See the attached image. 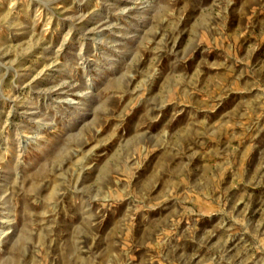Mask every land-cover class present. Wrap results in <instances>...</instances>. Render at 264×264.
Listing matches in <instances>:
<instances>
[{"label":"rangeland","instance_id":"1","mask_svg":"<svg viewBox=\"0 0 264 264\" xmlns=\"http://www.w3.org/2000/svg\"><path fill=\"white\" fill-rule=\"evenodd\" d=\"M0 264H264V0H0Z\"/></svg>","mask_w":264,"mask_h":264}]
</instances>
